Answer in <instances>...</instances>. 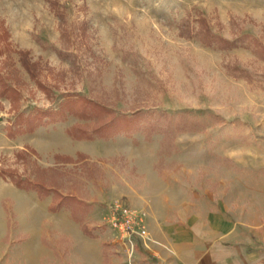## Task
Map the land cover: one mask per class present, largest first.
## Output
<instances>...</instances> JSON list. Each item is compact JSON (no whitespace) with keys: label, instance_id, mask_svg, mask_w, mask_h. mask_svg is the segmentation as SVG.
I'll return each instance as SVG.
<instances>
[{"label":"rangeland","instance_id":"1","mask_svg":"<svg viewBox=\"0 0 264 264\" xmlns=\"http://www.w3.org/2000/svg\"><path fill=\"white\" fill-rule=\"evenodd\" d=\"M83 96L140 127L51 118ZM138 155L178 196L264 222V0H0V264L121 258L106 217Z\"/></svg>","mask_w":264,"mask_h":264},{"label":"crops","instance_id":"2","mask_svg":"<svg viewBox=\"0 0 264 264\" xmlns=\"http://www.w3.org/2000/svg\"><path fill=\"white\" fill-rule=\"evenodd\" d=\"M135 162L143 179L123 175L120 195L145 212L149 236L137 238L132 256L121 243L123 255L111 264H264V222L237 217L213 199L195 204L172 192L153 170L154 158L145 165L138 155Z\"/></svg>","mask_w":264,"mask_h":264},{"label":"trees","instance_id":"3","mask_svg":"<svg viewBox=\"0 0 264 264\" xmlns=\"http://www.w3.org/2000/svg\"><path fill=\"white\" fill-rule=\"evenodd\" d=\"M203 40L206 44H209V45L215 43L216 41L220 43L222 47H226V46L228 47V46L234 45V41L214 35L208 27H205L203 29ZM21 60H22L23 65L27 69L31 71L36 69L37 62L31 61L30 58L27 57L26 52H22ZM75 101H79V100H70V99L65 100L63 102V105L58 110H54L50 112L51 118H53V120H56L59 117V115H62L66 113L67 111L76 113L81 117H85V116L87 117L94 111L95 112L97 111L98 113L102 111L100 113V120L99 121L97 120L98 122L94 123L93 127L90 130H87L82 125H80L79 126L80 135L78 134L77 136L84 135L86 137H94L97 134L100 137H107L110 135L117 134L122 130H128L132 127L133 128L140 127V126H134V125L140 124L139 122L142 117L141 111L137 112L138 114L137 116L136 114L130 115L126 113L118 115L111 108H109L108 106H104L103 104H98V107H101V108L97 110L96 101L86 96L81 97L80 105L78 104L79 106L78 105L76 106ZM39 115L40 116L37 117L38 120L39 119L42 120L44 116L42 114H39ZM101 117H103L102 121H101ZM137 117H138V120H136ZM135 120L137 122H134ZM154 122L155 121L152 119L146 120V123L148 124V126L156 125L157 122L155 123ZM75 126L77 127V125ZM74 136L76 137V134H74ZM67 158H71V156H67ZM36 185H38L39 191L40 190L43 191L42 189H45L43 183L39 182Z\"/></svg>","mask_w":264,"mask_h":264},{"label":"built area","instance_id":"4","mask_svg":"<svg viewBox=\"0 0 264 264\" xmlns=\"http://www.w3.org/2000/svg\"><path fill=\"white\" fill-rule=\"evenodd\" d=\"M145 212L133 207L125 200L112 202L109 208L107 223L116 231L118 241L124 244L129 256L134 254L137 238L149 236Z\"/></svg>","mask_w":264,"mask_h":264},{"label":"bare ground","instance_id":"5","mask_svg":"<svg viewBox=\"0 0 264 264\" xmlns=\"http://www.w3.org/2000/svg\"><path fill=\"white\" fill-rule=\"evenodd\" d=\"M55 222H58V220H57V221H55Z\"/></svg>","mask_w":264,"mask_h":264}]
</instances>
